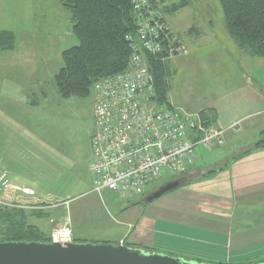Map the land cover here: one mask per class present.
I'll list each match as a JSON object with an SVG mask.
<instances>
[{"label": "rangeland", "instance_id": "rangeland-1", "mask_svg": "<svg viewBox=\"0 0 264 264\" xmlns=\"http://www.w3.org/2000/svg\"><path fill=\"white\" fill-rule=\"evenodd\" d=\"M182 2L184 9L167 12ZM159 5L188 51L163 63L171 107L195 113L217 96L224 108L237 106L238 100L252 104L264 97V57H252L236 45L227 31L220 0H162ZM71 18L72 13L57 0H0V29L16 35V54L0 51V160L11 162L4 165L14 173L11 181L36 192L32 201L22 197L18 207L1 208L23 210L28 224L50 241L56 224L70 217L74 242L132 245L127 239L118 242L130 216L122 214L141 197L121 198L111 191L101 195L92 191L93 95L63 99L55 85V75L63 66L62 53L79 45ZM29 61L32 63H27L25 70L18 67V62ZM226 94L231 96V104L224 102ZM255 103L253 113L257 114L252 120L264 124V106L261 108L260 101ZM246 124L242 122L234 131ZM259 139L264 138L261 135ZM252 140L234 145L228 137L226 146L214 150L198 146L195 167L217 169L231 161L236 151L249 147ZM21 150L24 159H12ZM195 171L192 177L200 175ZM170 178L167 173L156 185L162 187ZM262 221L264 215L244 224L255 226ZM129 228L135 231V226ZM194 254L198 261L206 258ZM220 262L238 261H214Z\"/></svg>", "mask_w": 264, "mask_h": 264}, {"label": "built area", "instance_id": "built-area-1", "mask_svg": "<svg viewBox=\"0 0 264 264\" xmlns=\"http://www.w3.org/2000/svg\"><path fill=\"white\" fill-rule=\"evenodd\" d=\"M132 6L136 32L126 37L131 51L127 69L96 82L92 89V191L99 195L111 191L121 198L145 196L148 188L167 173L171 177L182 174L197 162L198 146L222 148L227 132L208 124L203 111L184 113L159 105L150 58L165 63L186 55L187 47L158 3L133 0ZM16 191L0 168V206L18 207L22 197H9ZM21 192L34 195L28 189ZM56 225L50 242L73 243L70 217Z\"/></svg>", "mask_w": 264, "mask_h": 264}, {"label": "crops", "instance_id": "crops-1", "mask_svg": "<svg viewBox=\"0 0 264 264\" xmlns=\"http://www.w3.org/2000/svg\"><path fill=\"white\" fill-rule=\"evenodd\" d=\"M0 32L13 34L16 38L12 31L0 29ZM15 51L16 48L4 52L14 55ZM27 63L30 64L32 61L18 62V67L25 70L24 67L29 66ZM248 83L252 85L251 80H248ZM229 97L231 96L226 94L227 102L224 101L226 104L232 102L230 100L232 98ZM255 101L261 102V108L262 104L264 106V97L259 96L252 104L250 100L246 103L238 100L237 106L231 104L224 108L220 96H217L213 102L197 111L203 110L206 115L212 113L214 117L212 125L227 130L225 146L228 144V137L234 145L253 138L252 144L241 149L242 151H236L231 161L222 163L217 169L213 167L205 170L195 167L199 162L197 157V162L187 171L186 177L188 176L189 180L185 185L153 203L141 202V199L161 186H157V182L152 184L146 196L138 198L132 208L122 214V217L130 216L125 220L126 231L118 242L127 239V243L132 245L137 244L153 252L188 260H196L194 253L198 252V255L206 257L204 261L213 264H216L215 260L238 261L234 264L264 262V221L255 226L244 224L247 220L264 215V147H260L264 139H259L261 135L264 138V124L252 120L257 114L253 113L257 107ZM244 121L247 124L241 130L234 131L235 128L229 130L231 126L237 123H240V126ZM246 152L250 154L235 159ZM24 153L21 150L12 159H24ZM10 163L5 159L0 160V168L7 173L8 180L14 173L4 165L10 166ZM195 170L200 175L192 177L196 173ZM214 170H218L214 177L204 179V176H208ZM170 180L164 182L162 186ZM9 182L13 190H18L14 193L15 196L30 201L36 199L35 190L29 187L21 188L11 179ZM23 189L33 191L34 195H23L21 192ZM130 225L135 226V231L130 232Z\"/></svg>", "mask_w": 264, "mask_h": 264}, {"label": "trees", "instance_id": "trees-1", "mask_svg": "<svg viewBox=\"0 0 264 264\" xmlns=\"http://www.w3.org/2000/svg\"><path fill=\"white\" fill-rule=\"evenodd\" d=\"M57 1L72 13V32L78 39L79 45L63 52V66L55 76V85L63 99L89 98L92 96V89L96 82L127 69L131 51L126 37L136 32L133 0ZM152 1L159 4L162 0ZM220 4L227 31L236 45L252 57L263 58L264 0H220ZM185 7L186 4L182 2L167 9V12H177ZM14 48L15 36L0 32V51H10ZM165 66L159 60L150 58L157 102L161 106L171 107L168 101L169 84ZM211 114L204 115V119L210 125L214 120ZM260 147H264V142ZM248 154L250 152H246L236 159H241ZM190 169L191 166L182 174L171 177L170 182L183 180V185H185L187 181L185 177ZM217 171H211L208 176H204V179L214 177ZM0 225L3 226L0 229L1 243H50L48 238L28 224L23 210L1 208L0 206ZM75 243L84 242L75 240ZM129 246L134 247L133 245ZM136 248L153 252L149 248Z\"/></svg>", "mask_w": 264, "mask_h": 264}, {"label": "water", "instance_id": "water-1", "mask_svg": "<svg viewBox=\"0 0 264 264\" xmlns=\"http://www.w3.org/2000/svg\"><path fill=\"white\" fill-rule=\"evenodd\" d=\"M183 180L160 187L145 199L153 203L178 190ZM0 264H210L124 245L104 243H1ZM264 264V263H259Z\"/></svg>", "mask_w": 264, "mask_h": 264}, {"label": "bare ground", "instance_id": "bare-ground-1", "mask_svg": "<svg viewBox=\"0 0 264 264\" xmlns=\"http://www.w3.org/2000/svg\"><path fill=\"white\" fill-rule=\"evenodd\" d=\"M23 243V242H22Z\"/></svg>", "mask_w": 264, "mask_h": 264}]
</instances>
